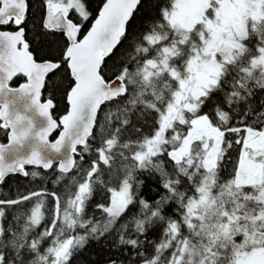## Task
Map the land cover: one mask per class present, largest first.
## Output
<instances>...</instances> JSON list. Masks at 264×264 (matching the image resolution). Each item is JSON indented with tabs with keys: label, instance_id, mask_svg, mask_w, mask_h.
<instances>
[{
	"label": "snow or ice",
	"instance_id": "obj_1",
	"mask_svg": "<svg viewBox=\"0 0 264 264\" xmlns=\"http://www.w3.org/2000/svg\"><path fill=\"white\" fill-rule=\"evenodd\" d=\"M38 3L33 48L0 0V264H264V0Z\"/></svg>",
	"mask_w": 264,
	"mask_h": 264
},
{
	"label": "trees",
	"instance_id": "obj_2",
	"mask_svg": "<svg viewBox=\"0 0 264 264\" xmlns=\"http://www.w3.org/2000/svg\"><path fill=\"white\" fill-rule=\"evenodd\" d=\"M38 9H39V3L33 4L32 11L34 13V18H30L27 27L28 38L29 40L34 41L33 48H36L41 43L40 37L37 36L36 29L34 28V24L37 22L39 18ZM147 12H148V7L145 6V8L142 10V12L139 15L144 16L147 14ZM137 24L139 25V19L137 21ZM14 83L17 82L14 81ZM64 87H66V83L63 82L60 77H57L54 84L52 82L49 83L48 89L45 93V94H48L49 92L54 93L53 99H55L57 105V107L55 108V114L61 113L66 108ZM260 99H264V96L260 97ZM0 142H6V138L2 132H0ZM235 155H236V150L233 151V159L235 158ZM19 183L22 186L21 190L32 187H39L38 184H31V185L28 184L23 178H19ZM16 188H17V183L15 179L9 180L8 184L5 186H0V190H2V194L4 195L9 194L10 189H11V194L15 195ZM141 193L145 198L150 200L157 198L160 194L155 186L154 180H148L145 186L141 189ZM159 235H160L159 231H153L150 232L149 234L150 239L152 240L158 239ZM113 244H114V240L112 238L103 240L102 242H97V241L90 242L89 245L81 253H79L77 257L74 259V264H108L110 258H119L121 260H125L129 255L128 252L124 251L123 254L117 257L116 253L118 250L112 246Z\"/></svg>",
	"mask_w": 264,
	"mask_h": 264
},
{
	"label": "flooded vegetation",
	"instance_id": "obj_3",
	"mask_svg": "<svg viewBox=\"0 0 264 264\" xmlns=\"http://www.w3.org/2000/svg\"><path fill=\"white\" fill-rule=\"evenodd\" d=\"M37 2H38V0H32V3L33 4H38ZM98 2H99V0H89V3L91 5V8L92 9L93 8H96V5H97ZM93 15H95V13ZM86 28H87V25H86ZM86 28H85V30H86ZM85 30H82V31H85ZM45 98H47V94H45ZM65 101H66V99H65ZM54 102L56 104L55 99H54ZM56 107H57V105H56ZM67 109H68V105H67V101H66V108H65L64 111H62L59 114H55V109L53 110L55 118L59 119L63 114L66 113ZM57 135H58V132L54 133L53 136H52V138H55Z\"/></svg>",
	"mask_w": 264,
	"mask_h": 264
},
{
	"label": "rangeland",
	"instance_id": "obj_4",
	"mask_svg": "<svg viewBox=\"0 0 264 264\" xmlns=\"http://www.w3.org/2000/svg\"><path fill=\"white\" fill-rule=\"evenodd\" d=\"M93 10V14L95 13V8L92 9Z\"/></svg>",
	"mask_w": 264,
	"mask_h": 264
},
{
	"label": "water",
	"instance_id": "obj_5",
	"mask_svg": "<svg viewBox=\"0 0 264 264\" xmlns=\"http://www.w3.org/2000/svg\"><path fill=\"white\" fill-rule=\"evenodd\" d=\"M54 134V133H53ZM51 139V138H50Z\"/></svg>",
	"mask_w": 264,
	"mask_h": 264
}]
</instances>
